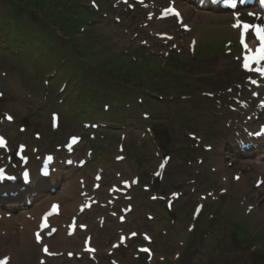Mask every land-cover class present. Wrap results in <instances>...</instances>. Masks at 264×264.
Wrapping results in <instances>:
<instances>
[{
  "label": "rangeland",
  "instance_id": "374dc122",
  "mask_svg": "<svg viewBox=\"0 0 264 264\" xmlns=\"http://www.w3.org/2000/svg\"><path fill=\"white\" fill-rule=\"evenodd\" d=\"M89 1L82 0L83 6L90 9L91 5ZM158 1L164 3L165 0ZM91 2L94 1L91 0ZM97 3L101 9L97 5L93 6L95 10H98L92 15L95 23L87 24L84 26V31H79L78 29L76 33V38L81 42V45L89 46L87 48L88 56L82 59L84 60V64H81L77 60L78 55L74 51L72 52V50H69L70 48L64 47V42L56 38L53 31L45 30L46 38L38 27L29 26L28 23H24L25 32H30V38H33L35 41L28 46L30 50L26 51L28 54L25 57L22 56L23 50L15 53L13 48L1 49L4 45L2 43V35L0 38V125H2V131L8 135L14 145L20 141L27 142L30 150L31 147L38 146L40 151H42L40 143H32L31 132L39 130L43 136L48 135L50 132V112L57 110L60 114V123L59 127L55 130L57 133L55 135H57L58 140L64 141L68 135H74L79 129L84 127L79 122H75V118L79 116L82 108L79 103L87 102L83 93L79 97L78 92L80 91L78 89L89 91L91 86L96 85L100 92H104L103 94L106 95L105 97L108 102V98L119 100V98L113 97L114 89L116 88L114 86L118 84H114L110 80L102 81L99 79L95 72H92L94 66L100 67L105 62L109 65L115 63L123 70L131 66L140 70L139 64L132 61L134 60L133 54L135 53L138 55V60L143 59L144 66L150 65V59H146L144 48H139L146 46L140 42L141 40L148 41L151 47H148L147 49L149 50L146 52L153 57L156 64H160L161 66L169 64L170 62L167 58L170 54H167L176 51L177 55H179L177 57L183 60L182 67L184 71L180 77L182 80L177 78L176 81H158V87L156 86L158 91L150 83L145 82L142 84V88H148L152 92H157L155 94H159L158 97L164 98L161 102H154V105L150 106L148 97L151 96L145 95V98L142 97L143 101L141 105L151 114L150 118L139 121L138 115H134V112V116H130V110L133 107L123 104V112L127 115L125 117L120 110L110 104L108 112L114 114L115 117L114 115H109L111 117L109 119L106 115H103L104 111L99 109L102 99L92 98L90 94L92 98V101L90 100V115L86 117L85 122H94L96 120L99 121V125L98 130H93L92 128L87 130L86 133L88 135L92 134V137L94 136L95 138L90 140L86 147H97L98 144H101V150L98 154L94 155L89 167L83 170V177L85 178L88 175L87 184L88 188H90L92 182L91 175L94 169L101 165L106 169L104 175L107 184L117 180L114 174L119 169L120 171H124V177L130 178L135 169L131 161H136V158L139 160V164L136 161L137 169L139 165V169L146 167L153 172L159 163L160 156L164 153H169L171 161L165 171L164 179L161 182H157L150 192H141L139 188L134 190L138 194V196L135 194L134 201L135 227L138 225L139 220L142 219L141 215L143 212L156 214L157 222L155 224L151 222L146 226L158 236L154 246L157 253H164L163 249L166 250L169 244L173 247L179 239H182L185 246H190L189 241L180 234V231L182 228H186L189 216L192 215V207L199 200V194H207L213 188L216 192L220 188H223L228 190L225 195L221 197L218 195L219 199L208 197L206 201L210 204H216L218 210L227 212V217L217 212L218 220L224 221L225 227H223L224 225L221 222H217L215 234L214 229L210 227L204 228L205 230L209 228L212 232L210 235L206 234V238L203 241L204 246H202L199 255L194 259L195 264H211L216 260H218L219 264H231L230 261L232 260L237 259L239 261V259H243L247 255L249 247L246 248L243 240L238 238L233 229H231L237 226V224L243 225L252 232H255L250 235L249 239L252 243L258 245L254 248V254L256 252L257 254L255 257L252 256L250 258V263L264 264V256L262 255L264 254V186L262 188L254 187L257 173L256 168H252L251 172L245 173L244 185L238 186L232 180V174L239 172L237 169L241 168L242 165L232 170L225 169V173H222V171L213 172L218 167L213 165L209 160L212 154L218 153V147L224 143L225 138L232 139L234 129L227 125L236 116L233 113L236 111L230 109V105L236 107V102L234 100L230 102V99L234 90L242 82L243 72L236 63H232L234 61L230 60V57L227 56L229 54L224 53V46L223 51L222 48L217 52L213 49L209 53H204L202 57L196 55V53L193 55L189 52L186 49L185 41L176 40L178 49L170 50L169 45L162 47L156 37L148 34L149 30L148 32H143L141 28L137 29L136 22L142 16L141 13L137 17L136 12L139 11L134 10L133 13H130L127 11V6H118L119 4L116 0H97ZM104 12H108L109 15L104 16ZM5 13H9V10L0 7V33L3 31V16ZM223 22L225 21L217 19L209 20L204 24L201 23L192 34H197L199 38L196 45L197 48L205 44H218L221 41L220 33H224L225 42L229 40L230 33L227 25ZM169 25L172 27L173 23ZM90 26H93L94 29L91 37L83 41L86 34H88ZM20 38H26L24 32ZM44 45L46 47L49 46V49H52V53L54 46L60 49L63 48L61 50L55 49L56 51L53 53L54 57H49L47 60L42 59V54L50 55L48 50L41 49ZM81 45H75V48L82 51ZM16 47L15 50H18L19 48ZM125 48L129 50L126 55H115V53L124 52L123 49ZM4 51H6L5 54L2 53ZM31 52L39 53V57L42 60L39 61L35 57L30 56L29 53ZM55 67L59 71L55 70ZM50 73L54 74V77H50ZM47 79H53V82L48 84ZM64 82L67 83V87L61 91L58 87ZM236 91H240V88ZM135 92L136 89L135 91L130 90V92H127L130 93L131 100H136L134 96ZM139 92L142 95L145 94L142 92V89ZM203 92L214 93V98L203 95ZM119 95L120 97L125 96L124 93ZM182 96H187V98H182ZM154 101H160V99L155 98ZM71 110H74V114L70 113ZM117 111H119L118 114H116ZM5 113L11 114L16 119L15 123H6L3 120ZM21 120H25L23 122L28 126V132L26 131L27 133L25 132V134L17 130L16 122H22ZM148 128H155L158 130V134L148 132ZM189 133H195L197 137L202 139L199 145H196L194 139L188 137ZM119 143L123 145L124 152L122 154L126 156V160L123 163H118L121 168L113 161L114 156L120 154V152L116 151ZM208 146L212 150H206L205 148ZM238 151L234 142L232 143V147L222 149L221 154L224 157V166L227 160L237 155ZM242 155H246L247 158L246 152H242ZM199 159L203 162L199 163ZM217 161L222 163L221 159ZM76 172L77 170L70 168L65 171L64 175L74 178ZM192 178L196 179L194 183L196 184L194 186L196 191L194 193L190 192L189 186L181 185L180 183L184 179ZM223 179L226 181H223ZM71 186V192H76L75 196L80 197L78 185L72 183ZM173 188L186 191L185 197L175 203L177 215L185 216V222L177 220L174 229L169 224L170 222L164 219L163 204L160 205L156 201L148 200V194H152V192H157L159 195L165 192V195H167ZM59 189L55 190L57 191L55 194L60 192ZM257 192H260L257 198L259 199L261 211H253L251 214L247 211L246 213V206L253 205L254 196ZM103 193L104 190H101V194ZM190 195L194 203L189 207H185L184 204L190 200V198H186ZM206 213L207 211L203 217H205ZM213 215L215 214L212 213L211 216ZM88 216L89 214L84 215L85 218ZM232 218L241 223L235 222ZM109 223V228H114L115 222L113 219H110ZM198 224L197 228L204 226L201 220ZM161 228H165L168 234L163 235ZM159 231L162 235L159 234ZM236 232L238 235L243 236L241 229ZM106 236H109L108 232ZM164 236L168 237L164 238ZM227 236L229 238L225 240L226 244H224L226 247L221 246V242H217V238H222L223 240ZM236 240L242 241V244L240 245L235 242ZM28 242L30 244L28 257H21L19 261H14L10 264H32L38 260L40 256L38 246H35L31 240ZM231 243H234V246L239 245L241 247H235L234 250L229 247V245H232ZM218 247L219 250L216 252ZM183 250L187 249L183 248ZM189 251L185 253L187 254ZM132 256V253L122 252L120 254L121 264H145L144 259H136ZM55 261L59 264L58 258ZM174 262L176 263L177 261ZM181 263L187 264V262L183 261L178 264ZM80 264H87L86 259L80 260ZM159 264L172 263L166 261Z\"/></svg>",
  "mask_w": 264,
  "mask_h": 264
},
{
  "label": "bare ground",
  "instance_id": "6f19581e",
  "mask_svg": "<svg viewBox=\"0 0 264 264\" xmlns=\"http://www.w3.org/2000/svg\"><path fill=\"white\" fill-rule=\"evenodd\" d=\"M177 3L183 12V16L186 18L185 21H188V23H190L192 29L198 28L199 23H204L205 21L217 16L213 11H211V9L199 10L196 6H192L187 0H177ZM223 148L224 143L218 147V153L212 154V156L210 157L211 161L215 162L218 166V170L221 171L226 168L224 167V157L221 154ZM216 159H221L222 163L218 162ZM228 162H232V160H229ZM257 162L259 164V169L264 173V156L257 158ZM237 164L238 161H235L232 165V168L235 167ZM243 180L244 179L241 178L240 181L237 182V185H242ZM72 182L77 183L75 179L71 181L69 177H61V179L56 182L61 185L60 192L58 194L54 195L52 193H47L40 199L34 201L29 208L25 210H19L17 212H11V215L8 218L6 217V214L9 212H0L3 214V217L0 220V222H2V229L0 231V255L4 252V250H6V253L9 254L11 257V261H19L21 257L28 256L29 245L24 236L26 234H31L32 237V233L36 224L33 223L35 220H28L27 216H37L38 218V216L47 208L50 202L57 201L58 199L63 202L61 211L62 215L65 214L71 216L74 214L75 211H78V205L80 204V200L75 198L74 193L71 194ZM254 211H261V207L254 209ZM252 212L253 211L251 210L250 214ZM16 223L21 224L23 226V229L19 230V233L22 234V237L19 239V242L15 240L16 242L13 243L16 236L14 233L16 230ZM2 231H4L5 235H7L2 236ZM43 242L49 244L50 248L55 252L64 249L67 251L73 249L71 241L67 239L61 231L53 235L51 238L44 240ZM6 253L4 255H7ZM46 264L56 263H52V260H49Z\"/></svg>",
  "mask_w": 264,
  "mask_h": 264
},
{
  "label": "trees",
  "instance_id": "16d2710c",
  "mask_svg": "<svg viewBox=\"0 0 264 264\" xmlns=\"http://www.w3.org/2000/svg\"><path fill=\"white\" fill-rule=\"evenodd\" d=\"M0 3L13 8V13L7 19L6 31L14 32V27L19 26L21 19L30 20L32 23L50 29L53 24L58 25L63 31L72 32L76 29L81 16L75 19L73 9L67 0H0Z\"/></svg>",
  "mask_w": 264,
  "mask_h": 264
},
{
  "label": "snow or ice",
  "instance_id": "6c2138e0",
  "mask_svg": "<svg viewBox=\"0 0 264 264\" xmlns=\"http://www.w3.org/2000/svg\"><path fill=\"white\" fill-rule=\"evenodd\" d=\"M166 11H172V12H174V14L179 15L178 13H175L174 9H168ZM236 26L237 25H234V27H236ZM243 27L245 29H247L249 26L245 24ZM252 27L256 28L258 36H260L262 41H264V35H261L262 33H264V29L256 27V26H252ZM242 35H243V33H242ZM242 43H243V41H242ZM253 59H255L257 62H259L261 60H264V43H262L261 46L259 48H257V50H256L254 55L245 57V62H244L243 66L245 68H249V61L253 60ZM258 71H260L262 74H264V69H258ZM8 119H11V117L9 116ZM3 144H4V140H3L2 137H0V145H3ZM53 208H56V206L53 205ZM133 235H135V233H133ZM36 239H37L38 242L40 241V239H41L40 233L36 234ZM44 251L45 252L48 251L47 246H45ZM7 260H8V257H4L2 260H0V264H6Z\"/></svg>",
  "mask_w": 264,
  "mask_h": 264
}]
</instances>
